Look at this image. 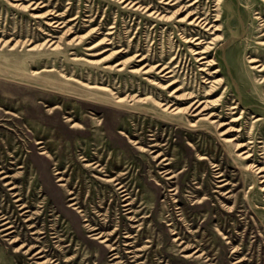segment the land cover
I'll list each match as a JSON object with an SVG mask.
<instances>
[{"label": "rangeland", "instance_id": "1", "mask_svg": "<svg viewBox=\"0 0 264 264\" xmlns=\"http://www.w3.org/2000/svg\"><path fill=\"white\" fill-rule=\"evenodd\" d=\"M220 2L226 15L216 22L222 24L224 36L238 37L235 41L239 47L228 49L221 40L210 51L222 65V73L217 75L221 81L211 98L220 104L217 110L223 111L227 121V104L232 100L241 102L234 113L240 117L230 124L241 128L240 140L250 139L241 151L250 147L254 152L250 160L256 158L259 161L255 163L262 165L264 73L250 67L246 56L251 51L264 53L258 38L264 22V0ZM214 7L215 0H0V170L9 174L5 179L0 174V210L11 215V202L27 200L33 202L28 207L30 212H41L38 217L22 221L29 225L39 220L36 228L23 230L19 226L10 235L0 232V264H43L40 262L46 258L56 259L59 264H115L118 260L133 264H264V190L259 174L247 168L246 159L219 136L187 125L177 127L175 122L198 117L170 113L157 102L171 99L184 106L169 94L178 85L181 88L175 94L193 91L203 95L209 88L210 78L206 79L208 75L199 69L192 53L196 41L185 38L202 29L179 18L190 9L213 18ZM208 32L201 33L208 36ZM50 39L58 43L57 47L50 45ZM206 43L207 39L203 45ZM30 44L36 47L30 49ZM226 56L235 60L234 70L224 62ZM162 65H168L171 71H159ZM150 66L151 70L145 72ZM151 79L163 85L152 84ZM81 80L92 86L82 85ZM170 80L175 81L164 87ZM42 90L47 92L45 99H33L32 92ZM116 96L123 99L116 101ZM86 102L96 106V111L81 106ZM36 104L43 115L58 104V121L49 123L33 116ZM64 115L85 126L87 133L76 132ZM94 132L99 134L98 139L92 138ZM235 134L232 131L229 136ZM128 138L137 143L130 144ZM36 139L42 142L36 143ZM83 146L106 153L104 159L98 160L104 167L113 158L116 163L124 158L123 168L112 167L113 172H106L129 183V200L139 219L132 222L139 223L132 227L134 237L125 235L130 222L127 216L135 212L124 216L121 202L110 195V185L101 179L107 175L83 165L85 162L78 157ZM42 150L51 157L40 153ZM45 164L52 181L57 186L69 182L79 197L78 204L91 210L95 223L109 233V243L118 246V257L112 259L111 251L106 254L99 239L61 230L57 237L53 235V227H61L57 225L64 218H60L61 211L56 210L55 203L50 202L48 207L43 204L46 194L36 177ZM56 166L64 170L65 179L57 180ZM218 173H223L227 184L216 186ZM7 181L16 188L9 189L11 184H4ZM93 186L97 191L91 198L88 190ZM13 191L23 199L13 201L16 197L11 196L8 200L6 194ZM69 196L66 195V204ZM199 200L206 203L195 208L192 202ZM183 204L184 213L177 207ZM158 213L163 219L161 228L153 220ZM30 215L36 216L32 213L21 218ZM40 216H46L45 224ZM192 216L197 222L191 225ZM79 217L84 224L83 216ZM207 218L208 225L204 227L201 221ZM170 221H176L181 235H188L187 242L201 249L190 257L177 252L172 241L174 223L168 225ZM44 226L47 234L30 233L46 229ZM23 231L30 234L23 236ZM88 233L85 229L84 234ZM16 236L20 240L11 242ZM129 241L133 246L125 244ZM22 242L28 245L16 250ZM32 243L48 249L43 252L46 255L33 257L37 248L25 251ZM234 247L240 252L232 253ZM128 249L134 251L129 253ZM192 251L193 248L188 250ZM103 253L107 257L100 259ZM241 257L246 259L235 262Z\"/></svg>", "mask_w": 264, "mask_h": 264}, {"label": "bare ground", "instance_id": "2", "mask_svg": "<svg viewBox=\"0 0 264 264\" xmlns=\"http://www.w3.org/2000/svg\"><path fill=\"white\" fill-rule=\"evenodd\" d=\"M196 1V0H195ZM226 15L225 10H223L221 8V2L220 0H215V7H214V14H213V18H211L212 16H210L209 14L206 13H201L199 11L196 10H189L187 11L184 16H182L181 18H179L180 20H185L187 21L188 24H192V25H197L199 26L200 29H202L201 31L199 30L197 33H193V34H188L185 36V38L188 41L191 42H195L194 44L196 46H194L192 48V53L195 56L196 61L199 63V69L202 70L203 72H205L208 76L206 77V79L210 78L209 80V88H207L204 92L203 95H199L197 93H194L193 91H186L183 92L181 94H175L176 91H178V89L181 88L180 85L176 86L173 88V90H171V92L169 93L170 95L172 94L175 99L180 100L181 102L185 103L184 106H180L179 104H177L176 101L173 100H159L157 101L159 106L162 107L163 110H167L170 113L173 114H179L182 112H185L187 115H190L191 118L193 117H198L195 120H191L188 119L187 122H180V121H175L177 123V127H184L185 125H187L188 127L194 128V129H203L204 132L211 134L214 133L215 135L219 136V139L222 140L225 143H229L231 144L236 153L238 155H240L242 158H245V165L247 168H252L254 169L258 174L259 177L261 178L260 183H261V188L264 190V164H258L255 163L257 160L256 158H254V160H250V157H252V155H254L253 150H250V147H247V149L242 150L243 147H246L250 141V139H247L246 141L244 140H240L241 137V133L242 130L240 127H235V125L230 124V121H234L237 120L239 116H235L234 113L238 110L239 106L241 105L240 101L237 100H232V103L227 104L228 107L227 109V113H229L228 117H230L229 121L225 120V118H223V115L221 114L223 111L217 110V106L220 105L219 103L216 102L215 98H211V96L214 94V91L217 87V85L220 84L221 81V77H217L218 74L222 73V65L220 64V62L217 60L216 56L213 54H210V51L215 49V44H217L218 42H220L221 40L223 41V46L225 45V47L228 49H236L239 47V44L237 43L236 36H224L225 35V31L222 30V24L221 23H217L216 21H219L220 18L223 15ZM259 17V16H257ZM225 26H228V24L225 23V21H223ZM208 32V36H204L203 33L201 32ZM259 39H260V43L262 45H264V22L262 23V26L259 30ZM205 39L208 40V43H206L205 45H203V43L205 42ZM7 40H5L3 43H5ZM49 42L51 43L50 45H53V48L57 47L58 43H55V40L53 41L52 39L49 40ZM15 45V43L12 44V47ZM36 44H30L29 48H35ZM230 56V54H229ZM229 56H226V61H224L227 66L231 69L234 70L233 66H234V59H232V57L228 58ZM237 58V57H236ZM246 60L249 63L250 67L258 69L259 71H262V74L264 73V53H255V52H250V54H248L246 56ZM89 61L91 62H97L98 60H94V59H90ZM213 66L214 69H211ZM122 66H120L119 68H121ZM153 66H150L148 68H146L144 71H150L151 68ZM169 66L168 65H162L159 71H164L165 69H167ZM171 69H167L165 71V73L170 72ZM165 73L163 75H165ZM263 79L264 76L262 75ZM175 80H170L165 86H169L170 84H172ZM82 83V85L84 86H92V84L85 82L83 80L80 81ZM150 82L152 84H157V85H163L160 81H155V80H150ZM94 86V85H93ZM246 85H244V88L246 89ZM32 97L33 99L40 97L41 99H45V94H47L46 91L42 90L39 92H32ZM175 94V95H174ZM116 101H121L123 99L122 97H118L116 96ZM87 103V102H86ZM106 105V103H104ZM84 108L85 107H91L93 110L96 111V106H91L89 103L85 104V105H81ZM58 108H61L58 104L52 106V108H49L48 110V114H46L44 112L43 115V110L41 109L39 104H36L34 106V109L32 110V115L35 117H39L42 119H45V121L47 122H57L58 121V117H59V110ZM42 111V112H41ZM48 115H50V117H47ZM65 120H71V127H76L77 130L76 132H80L82 134H86L87 133V128L85 126H83L81 123L75 122L73 121L72 117L66 116L64 115ZM162 121H166V122H170L167 118H161ZM200 122H208L209 125L207 126H201L199 123ZM225 125H228L227 127H225L224 129H222V127H224ZM186 126V127H187ZM235 131V136H229L231 135V132ZM123 132V131H122ZM125 134V132H123ZM93 139H98L99 138V134H97V132L93 133ZM128 142H130V144H134L137 143L133 140H131L130 138L127 139ZM36 143H41L42 140L41 139H36L35 141ZM190 144V143H189ZM137 147V146H136ZM241 151V152H239ZM262 152L264 153V147ZM40 153H47V155H49L51 157V155L46 151V150H42ZM106 156V153L101 154L99 151L98 152H92L89 151V149L86 146H83L82 151H80V154L78 157H80L81 161H84L85 163H83L84 166L88 167V170H100V172H104L105 175H107V178H101L104 181L108 182V184L110 185V195L113 196L115 199L118 200V202H121V207H120V211H122V214H124V216L126 215V213H134L135 209L133 208L134 203L129 200L130 199V191H129V183H127V181H124L123 177H120L118 175H111L108 174L106 171L108 170L109 172H113L112 167H116V169L118 168H123L125 165V160L124 158L121 157L120 160H118V163H116V160L113 158L110 161V164L113 162V165L111 166L110 164H108L107 167H104L101 165L100 162H98V160H102L104 159ZM199 158H205V156L203 155H199ZM76 159V158H74ZM115 160V161H114ZM76 161V160H75ZM81 164V162H80ZM82 165V164H81ZM105 168V169H104ZM10 171V170H9ZM6 170L1 169L0 170V174L3 173V175L1 176L2 179H5L6 177L9 176V174L6 173ZM64 170L60 169L59 166H56L54 173H56L58 175L57 180H63L64 178ZM93 175V174H92ZM216 178V186H222L224 184H227V181H224L226 178H223V173H218L217 175H215ZM174 177V176H173ZM36 180L39 181L41 183V191L45 192V200H44V205L46 207H48V204L51 202L55 203L57 209L56 210H60L61 214H60V218H64V221L61 223H59L57 226H61L59 228L57 227H53L52 231L54 234V236H58L59 234V230H61L63 233L64 232H75L77 233L78 236H88L91 239H94L96 241H99L102 245L101 248L105 251V253L107 254L108 251H111L110 256H112V259L118 257L117 252H119L118 246H115L113 243H109L110 242V237H108L109 233H105L102 230V225H98L97 222L95 223V217L91 216V210H85L81 207V205H79V201H78V195H74L73 190L70 188L69 182H62L59 183L58 186L52 181V176H51V172L49 170V166L48 165H44L42 173L38 174L36 177ZM4 184H11V186L9 187V189H14L16 188V185L13 184L12 181H7ZM89 194L88 196L91 198H94L96 196V192L97 189L93 187L89 188ZM229 191V190H228ZM70 195L69 196V200L70 202L68 204H66L65 202V198L66 195ZM8 200L11 201V196H15L16 198L13 201H21L23 198L20 197V193L19 192H12L11 195H7ZM204 196V195H203ZM208 199V197L206 198ZM180 201V200H177ZM183 201V200H182ZM181 201V202H182ZM206 200H199V201H195L192 203H195V208H200L201 205H205ZM198 202V203H197ZM183 203L185 205H190L189 202H187L186 200L183 201ZM201 203V204H199ZM33 204V202H28L27 200L25 202H20L18 204H15L14 202H11L10 207L12 208V214L9 215L6 212L3 213V210H0V232H4L3 235H10L12 232H14L16 230L17 227H22V229L24 230L25 228H29V229H33L36 228L38 225V221H36V223H31L29 225H25L24 223H22V221L25 220H30L34 217H38V214L41 212H30V209L28 207H30V205ZM177 205L178 208H180V210L182 211V213H184V209H185V205ZM225 204V203H224ZM17 205H19V207H17ZM43 206V205H42ZM194 206V204H193ZM193 208V207H192ZM47 209V208H46ZM93 211V210H92ZM97 211V210H96ZM137 211V210H136ZM30 212V213H29ZM95 212V211H93ZM36 214V216H26L27 218L22 219L21 215H27V214ZM95 214V213H94ZM79 215L83 216V220L85 221L84 224L80 223V217ZM13 216H15V218L13 219ZM143 216V215H142ZM141 217V216H140ZM40 220L43 221V224H45V218L46 216L42 217L40 216ZM127 218L130 220V222L128 223V230L126 233V237L127 238H132L134 237V235L131 233L132 231V227L137 226L138 224L133 225L132 222L133 221H138V217H137V212H135L134 214L127 216ZM60 220V219H59ZM67 221V223H65V221ZM153 220H154V224L157 225V228H161L163 227V224L161 222H163L162 217L160 216V214L158 213V215H153ZM188 220V219H187ZM190 220L192 221L190 224L192 225L193 223L197 222V218L196 216H192L190 217ZM214 220V219H213ZM186 221V220H185ZM201 225H203L204 227H206L208 225V218L207 219H202L201 221ZM174 223V226H172ZM187 224H189L187 222ZM168 225L172 226V233L174 234V238H172V241H174V245L177 246L176 250L177 252L182 251L183 254L182 256L184 257H190L192 255H194L196 252H198L201 248L194 245L193 243L187 242V236L188 235H181L179 230H176L177 228V223L176 221L174 222H168ZM190 225V226H191ZM264 226V224H263ZM44 228H46L44 226ZM89 231V233L87 235L84 234V230ZM189 231V229L187 230ZM47 232V228L43 229V230H39V229H35L32 230L30 233H46ZM113 232V231H112ZM154 232V230H153ZM190 232V231H189ZM27 233H29L28 231L22 232L23 236H26ZM29 233V234H30ZM47 234V233H46ZM189 235L191 233H188ZM223 238H228V236L223 235ZM30 238H32V236L30 235ZM222 238V239H223ZM20 238L19 237H13L12 240H10L11 242H16L19 241ZM154 238L152 239L153 242ZM125 244H127L128 246H133V243L131 241L126 242ZM26 245H28V243H20V245L16 246V250H18L21 247H25ZM166 242L163 241L161 244V251L164 252V248H165ZM149 246V245H147ZM37 248V249H36ZM194 249V251L192 252H188L189 249ZM241 248V247H240ZM34 250L36 249V251L34 252V254L32 255L37 256V257H43L44 251H47L48 249H45L44 247H42L40 244H35L32 243L29 245L27 250ZM232 250V253L235 252H240L238 247H234ZM24 251V252H25ZM133 249H128L127 252L131 253L133 252ZM187 251V252H186ZM204 253V252H203ZM200 253V254H203ZM106 254H100L99 257L100 259H103L106 256ZM198 254V256L200 255ZM209 258V257H208ZM99 259V261H101ZM246 258L245 257H241L239 259H237L235 262H241L244 261ZM208 260V259H207ZM56 259L53 261L48 260L47 258L45 260H42L40 263H45V264H59V262H55ZM115 264H133V263H127L124 261H117L115 262Z\"/></svg>", "mask_w": 264, "mask_h": 264}]
</instances>
